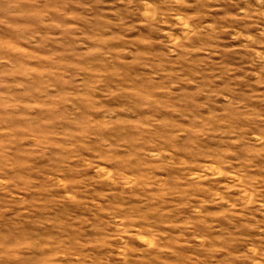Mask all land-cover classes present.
<instances>
[{
	"label": "rangeland",
	"instance_id": "obj_1",
	"mask_svg": "<svg viewBox=\"0 0 264 264\" xmlns=\"http://www.w3.org/2000/svg\"><path fill=\"white\" fill-rule=\"evenodd\" d=\"M0 264H264V0H0Z\"/></svg>",
	"mask_w": 264,
	"mask_h": 264
}]
</instances>
